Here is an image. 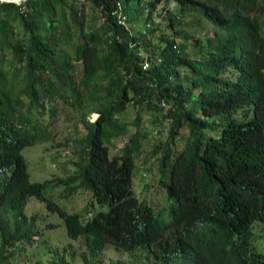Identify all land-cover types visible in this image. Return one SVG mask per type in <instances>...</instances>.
I'll list each match as a JSON object with an SVG mask.
<instances>
[{"label": "trees", "instance_id": "1", "mask_svg": "<svg viewBox=\"0 0 264 264\" xmlns=\"http://www.w3.org/2000/svg\"><path fill=\"white\" fill-rule=\"evenodd\" d=\"M160 1L0 0V264L55 227L26 214L34 197L83 240L87 264L109 245L134 264H264V0H176L172 32L156 36ZM69 108L86 131L74 173L34 182L23 151L53 140ZM147 126L167 135L148 169L166 191L159 208L134 189ZM61 185L91 194L85 211L52 199Z\"/></svg>", "mask_w": 264, "mask_h": 264}, {"label": "rangeland", "instance_id": "2", "mask_svg": "<svg viewBox=\"0 0 264 264\" xmlns=\"http://www.w3.org/2000/svg\"><path fill=\"white\" fill-rule=\"evenodd\" d=\"M178 7L176 0H161L157 6V18L154 25L157 26L156 36H159L162 32H172L169 26V12H175ZM189 18L187 19V21ZM142 26L140 30H145V26ZM190 32V34L200 32L202 27H184ZM183 41H187L186 37H182ZM84 111L77 109H68L67 113L62 114L57 122L54 132V139L51 141L39 143L35 146L27 147L23 153L27 159L29 172L31 179L34 182H45L47 180H58L59 178H67L74 173V160L76 159L75 152L78 150L80 144L76 142L77 139H81L86 131L82 123L84 117ZM137 114L131 105L127 108L123 115V118L132 120ZM147 113L143 115L146 116ZM98 114L91 113L89 115L92 121L98 118ZM150 116V115H149ZM147 115L146 118L148 119ZM149 122H144L147 125ZM150 130L151 135L149 140L144 142V149L140 155L136 157L137 169L134 173V189L136 195L140 199L148 200V202L156 206L157 208L163 206L166 198V191L162 187L156 178L149 172V168L157 169L158 160L157 157H150L152 145L157 142V139H166V133L155 134V130ZM154 135V136H153ZM129 135L125 138H121L116 141V144L111 147L113 154L120 153L124 143L128 140ZM182 146L183 140H179ZM67 189L64 185L52 191V199L63 208L67 209L71 213L83 212L88 205V201L91 198V194L84 189L77 193H72L68 196ZM47 197L51 196V191L48 189L46 193ZM100 206L97 204L96 210H100ZM103 209L107 210L108 207ZM86 213V212H85ZM26 214L32 216L37 214V226L45 227L47 224H55V227L46 229L45 237L39 240V243L31 249V253L28 256H23L16 264H51L53 258V252L56 250L61 255H65V260L68 264H87V262L81 257V253L85 251V245L81 239H72L67 231V226L64 219L57 212H52L47 207V201L40 200L38 198H31L27 207ZM44 229V228H43ZM264 230L258 229V234H263L258 244L259 250L263 249L264 245ZM67 248V250H65ZM75 251V254L73 252ZM145 252V251H144ZM131 253L116 248L114 245H109L106 253L102 256L101 261L92 260L95 264H106L111 261L123 260L127 264H134ZM137 256V255H136ZM148 256V255H147ZM150 257V256H149Z\"/></svg>", "mask_w": 264, "mask_h": 264}, {"label": "built area", "instance_id": "3", "mask_svg": "<svg viewBox=\"0 0 264 264\" xmlns=\"http://www.w3.org/2000/svg\"><path fill=\"white\" fill-rule=\"evenodd\" d=\"M3 1H16V2L20 3L22 0H3Z\"/></svg>", "mask_w": 264, "mask_h": 264}]
</instances>
